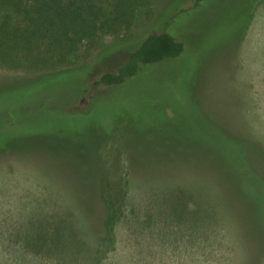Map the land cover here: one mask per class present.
Masks as SVG:
<instances>
[{
	"label": "rangeland",
	"instance_id": "rangeland-1",
	"mask_svg": "<svg viewBox=\"0 0 264 264\" xmlns=\"http://www.w3.org/2000/svg\"><path fill=\"white\" fill-rule=\"evenodd\" d=\"M194 1L153 0L57 76L0 68L23 97L0 102V264H264V0ZM162 30L179 56L94 84ZM103 171L127 194L98 261Z\"/></svg>",
	"mask_w": 264,
	"mask_h": 264
},
{
	"label": "trees",
	"instance_id": "trees-1",
	"mask_svg": "<svg viewBox=\"0 0 264 264\" xmlns=\"http://www.w3.org/2000/svg\"><path fill=\"white\" fill-rule=\"evenodd\" d=\"M200 1L195 0L194 3ZM152 2L0 0V68L57 76L65 69L73 68L77 59L72 57L81 47L94 45L101 33L116 35L122 41L131 40L136 12L145 9L149 15ZM182 52V42L168 31L148 33L128 52L116 71L102 73L94 84L104 87L120 85L135 76L143 66L175 58ZM2 88L0 102L17 101L18 96L22 97L14 95L10 98ZM11 117V114H0V135L16 123ZM98 187L104 204L95 250L99 261L114 245V227L122 215L127 182L123 177L111 180L103 171L99 175Z\"/></svg>",
	"mask_w": 264,
	"mask_h": 264
}]
</instances>
